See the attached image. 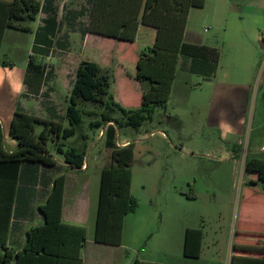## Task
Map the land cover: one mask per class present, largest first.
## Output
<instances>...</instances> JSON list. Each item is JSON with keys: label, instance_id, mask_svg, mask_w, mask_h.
<instances>
[{"label": "rangeland", "instance_id": "obj_1", "mask_svg": "<svg viewBox=\"0 0 264 264\" xmlns=\"http://www.w3.org/2000/svg\"><path fill=\"white\" fill-rule=\"evenodd\" d=\"M235 4V0H230L217 6L222 14L218 20L213 18L214 4L209 9L210 19L198 13L188 27V41L199 39L214 47L219 53L218 62L210 60L204 64L203 73H190L182 56L166 109L158 108L153 120L139 130L129 127L118 130V146L128 141L135 144L131 193L137 209L128 214L124 235L127 247L119 249L124 257L169 259V252L176 249L172 227L190 219L206 232L203 258L200 263L190 264H229L238 213L247 190L251 192L248 204L257 209L263 206L264 165L250 170V163L255 158L254 151L264 144V48H261L264 10L260 11L259 29L255 30V26L247 31L240 15L258 8L242 10ZM80 21L85 25L86 15ZM39 23L38 20L27 24L28 32L9 31L0 61L15 67L13 72L21 79L32 44L38 41L50 50L52 58L39 56L37 63L61 62L46 69L47 87L51 88L48 93L59 106L48 111L45 109L49 105L45 103L42 107L45 115H57L56 121L69 127L66 110L78 69L75 56L90 57L98 65L102 59L103 65L108 66L104 72L111 75L110 92L115 100L126 108L140 106L141 96L137 98L134 93L139 82L130 79L136 75V60L143 49L140 41L128 44L93 37L82 53L83 38L72 36L67 40L74 52H66L61 44L66 38L42 36ZM117 62L122 65L118 66ZM79 108L85 112L84 120L69 145L80 147L82 133L89 137L86 142L89 173L94 180L91 193L97 202L100 169L110 164L111 151L105 145V136L100 137L101 130L90 127L91 121L99 119L96 115L102 112L101 108L89 102L80 104ZM47 149L58 155L52 141ZM260 157L264 158V154ZM85 257L89 263L88 251Z\"/></svg>", "mask_w": 264, "mask_h": 264}, {"label": "trees", "instance_id": "obj_2", "mask_svg": "<svg viewBox=\"0 0 264 264\" xmlns=\"http://www.w3.org/2000/svg\"><path fill=\"white\" fill-rule=\"evenodd\" d=\"M205 1L139 0L136 6L135 0H95L87 27L90 33L134 44L141 24L157 30L155 43L140 52L136 63L134 79L139 82L143 91L140 106L126 108L118 103L110 92L111 75L104 72L96 62L82 61L76 71L66 110L69 127L61 122L17 111L12 119L9 135L17 141L18 148L10 153L5 149L4 133L0 125L1 247L6 245V236L2 234L8 230L20 170L25 162L54 166L56 162L47 149L52 141L55 152L64 157L68 168L81 170L84 167L87 150L72 147L67 141L76 135L78 127L83 123L85 112L79 106L85 102L101 108L102 112L96 115L99 119L91 121L90 127H106L105 145L111 151V162L101 173L95 241L121 245L124 219L126 215L136 211L137 202L131 193L135 144L118 146V130L125 127L139 130L144 123L153 120L158 108L166 109L180 56L192 59V71L196 73H201L200 67L205 71L204 64L210 60L218 62L219 53L215 49L185 41L190 10L202 8ZM39 11L40 5L36 0H14L8 28L29 31L24 23L35 21ZM49 53L48 48L34 45L25 76L29 89L35 86L39 88L44 82L46 66L37 63V59L39 56L48 57ZM217 66L216 63L214 71ZM116 114H121V117ZM89 116L92 117V113ZM37 127H42L39 134L36 133ZM250 164V170H254L253 166H262L264 162L256 163L253 159ZM65 181L64 175L55 179L47 202L40 207L45 223L28 231L27 242L16 253L13 264H84L80 252L87 240V228L62 220ZM203 237L201 228L187 229L184 247L187 257L200 256ZM6 254L7 263L10 254ZM132 264L157 263L135 259Z\"/></svg>", "mask_w": 264, "mask_h": 264}, {"label": "crops", "instance_id": "obj_3", "mask_svg": "<svg viewBox=\"0 0 264 264\" xmlns=\"http://www.w3.org/2000/svg\"><path fill=\"white\" fill-rule=\"evenodd\" d=\"M14 0H0V54L2 50V45L4 39L9 31H22L15 28H8V21L10 16L11 6ZM40 5V11L35 19V21H40L39 29L42 36H55L57 38H66L63 43L64 50L66 52H74V49L71 47L70 42L67 38L81 36L83 39V51L89 44V41L93 37L109 39L88 32L87 27L90 20L91 11L94 5L95 0H36ZM236 4L239 5V8H250L257 7L258 10L253 12L245 13L240 15L243 19V26L248 31H251V28L255 30L259 29L257 23H260L262 13L264 10V0H235ZM139 0H135L136 6H138ZM229 3L230 0H206L205 5L202 8H192L188 16V23L185 31V41L189 44L204 46L211 49L214 47L204 44L199 39H193L188 41L189 30L188 27L192 20V17L202 13L205 16V19H210V8L215 4V14L213 12V18L216 20L220 19L222 14L218 12L217 6L225 5ZM143 4V3H142ZM251 9V8H250ZM199 11V12H198ZM248 11H251L248 9ZM240 12V10H239ZM255 12V13H254ZM143 13V7H142ZM86 15L87 23L84 25L81 23L82 16ZM142 17V14L140 18ZM246 18V19H245ZM35 21L30 22L33 23ZM29 23H24L28 27ZM249 26V27H248ZM253 30V29H252ZM28 32V31H22ZM157 30L152 27L145 25H140L138 28L136 41H140V49L143 47H151L155 43ZM264 42V41H263ZM38 44V41L32 44L31 54L33 53L34 45ZM40 45V44H39ZM45 47L44 45H40ZM139 49V50H140ZM142 49V50H143ZM54 50V49H53ZM51 49V53H53ZM80 52V48L77 49ZM141 50V51H142ZM85 55V54H83ZM31 56V55H30ZM75 56V55H73ZM77 57L76 63L79 64L82 61H90V57ZM184 58V67L186 70L192 71V59L187 56ZM49 60L52 56L44 57ZM46 59V60H47ZM182 56L179 58L177 73L180 68ZM191 59V60H189ZM101 62L99 65L103 70L108 68V66L103 65L104 62L100 59ZM134 60L136 58L134 57ZM138 60V58H137ZM136 60V63H137ZM30 61V57H29ZM29 61L26 63L24 68L23 77L20 79L15 76L13 72V67H9L7 64H3L0 61V125L4 133V146L8 152H14L18 148V143L12 139L9 135V129L14 117V114L17 111H23L25 113L34 115L36 117L56 121L55 117L57 115H45L44 106L45 103L49 105L45 110H55L59 105L56 104V99L52 96L51 88L47 87V75L45 74V80L39 88L36 86L33 89L25 83V76L28 68ZM45 61V60H44ZM42 64L47 68L53 66V63L60 61L44 62ZM67 61V60H66ZM65 62V61H64ZM118 66L122 64L117 62ZM199 71L202 73L204 71L203 67L199 68ZM176 73V78H177ZM134 74L131 75L130 79H134ZM176 81V79H175ZM175 81L173 84L172 93L175 87ZM54 82V79L52 83ZM137 90H134L137 98H142V87L138 83L136 84ZM115 97V96H114ZM116 99V97H115ZM62 114L64 110L61 109ZM63 116V115H62ZM58 122V121H56ZM66 127V126H65ZM106 127L101 128L100 137H104ZM42 131V127L36 129V133L39 134ZM78 133V132H77ZM76 133V135H77ZM75 135V136H76ZM74 136V137H75ZM70 138L67 143L69 145ZM81 143L80 147L73 145L72 147H77L79 149L87 150V141L89 139L86 133L81 134ZM82 142L84 143L81 146ZM130 144L126 142L123 146ZM50 152V151H49ZM52 159L56 162L54 166H45L40 163H30L25 162L20 170L19 182L17 185L16 198L12 208V215L8 225V230L3 232L2 236H6V245L5 247L0 246V264H13L15 260L16 253L21 251L27 242V233L28 231L37 226H41L45 223V217L40 211V207L47 202L50 192L53 189L54 181L58 176L64 175L66 178L65 181V191H64V201H63V213L62 220L65 223L85 226L87 228V240L84 246L81 249V257L84 264H117L122 263L132 264L135 259H129L124 257L119 249L123 247L126 248L127 245L124 244V235H125V226L129 215H126L124 219V230L122 235V245L114 246L111 244L98 243L95 241V229H96V219L97 211L99 204V192H100V183L101 176L99 177V191H98V200L95 202L93 200V195L91 193L94 180L91 177L90 164L88 162V151L86 153V163L81 170H73L67 167L64 157L62 155H56L55 153H50ZM264 154V144L261 148L257 149L253 153L254 161L264 162V158L260 155ZM248 158V157H247ZM246 163L248 162V159ZM106 167V166H104ZM102 167L101 173L103 168ZM73 177V178H72ZM247 190L244 199H242L240 212L238 213L237 225H236V235L234 239V245L230 252V262L229 264H264V196H263V206L258 208L257 206H252L248 204L250 202V194ZM260 224L258 227L257 225ZM175 231L174 242L176 249L174 248L169 252V259H162L159 261H149L147 259L137 258L142 261L154 262L157 264H190L191 261L200 263L203 255L204 249L203 245L206 239V232L202 227H198L194 223H191L190 219L182 220L175 224L173 227ZM189 228H201L204 232V237L202 240V247L200 256L197 258L187 257L184 254L185 247V236L186 231ZM90 256V260L86 259V253ZM9 252V258L6 263L5 257ZM12 256V259H10Z\"/></svg>", "mask_w": 264, "mask_h": 264}, {"label": "water", "instance_id": "obj_4", "mask_svg": "<svg viewBox=\"0 0 264 264\" xmlns=\"http://www.w3.org/2000/svg\"><path fill=\"white\" fill-rule=\"evenodd\" d=\"M261 48H264V42L261 43Z\"/></svg>", "mask_w": 264, "mask_h": 264}, {"label": "built area", "instance_id": "obj_5", "mask_svg": "<svg viewBox=\"0 0 264 264\" xmlns=\"http://www.w3.org/2000/svg\"><path fill=\"white\" fill-rule=\"evenodd\" d=\"M128 145V144H127ZM126 146V145H125Z\"/></svg>", "mask_w": 264, "mask_h": 264}]
</instances>
